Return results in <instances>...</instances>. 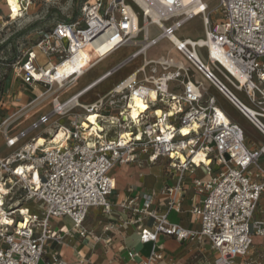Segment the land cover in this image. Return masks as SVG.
<instances>
[{
    "label": "built area",
    "instance_id": "built-area-1",
    "mask_svg": "<svg viewBox=\"0 0 264 264\" xmlns=\"http://www.w3.org/2000/svg\"><path fill=\"white\" fill-rule=\"evenodd\" d=\"M32 1L20 0L14 21L27 15ZM138 14L141 25L133 33ZM9 16L8 11L0 16V31L3 22L12 21ZM195 16L204 38L177 40L174 33ZM149 26L160 31L157 37H148ZM162 40L264 138V0H219L211 12L204 0H83L74 19L55 22L12 62L0 58V264H40L47 243H60L67 233L52 228L54 219L68 218L80 238L99 241L83 223L90 209H98L107 220L102 233L114 227L112 170L157 163L163 187L120 204L128 215L125 222L136 225L139 244L148 247L146 254L126 249L124 264H160L166 255L164 238L200 248L207 244L215 252L213 264H264L254 255L256 248L264 250L259 208L264 144L248 147L240 126L207 96L202 82L190 77L182 61L169 55L147 58ZM107 44L110 49L99 55L100 61L123 48L135 50L61 101L91 65L83 51ZM198 48L207 50L206 64ZM39 55L46 59L42 65ZM138 59L140 64L103 94L79 103ZM65 64L81 67L80 72L59 70ZM227 85L242 93L249 106ZM23 90L33 96L25 103ZM135 96L144 110L133 104ZM130 110L136 111L135 118ZM90 116H96L94 123ZM23 119V127L10 135L9 129ZM60 131L61 141L52 144ZM155 194L167 200L163 213L153 208ZM186 194H191L189 213L197 229L170 220L171 212L181 213ZM102 241L110 243L109 238ZM49 264L66 263L53 255Z\"/></svg>",
    "mask_w": 264,
    "mask_h": 264
},
{
    "label": "rangeland",
    "instance_id": "rangeland-1",
    "mask_svg": "<svg viewBox=\"0 0 264 264\" xmlns=\"http://www.w3.org/2000/svg\"><path fill=\"white\" fill-rule=\"evenodd\" d=\"M81 1L83 0H33L32 4L28 8L26 16L15 21L12 20L11 22H3L4 25L2 26H4V28L0 31V58L2 59V62L10 63L15 60L20 50L24 47L33 45L39 38L40 34L46 32L55 22L66 18L74 19L78 14V8ZM204 3L207 5L208 11L211 12L218 7L219 0H204ZM7 11L8 10L5 6L4 0H0V16L4 17ZM214 18L218 19L219 15H215ZM137 19H139V24L141 25V17L139 14ZM169 24H171V22L165 25ZM159 33L160 31L155 26L148 27V37L150 39L157 37ZM174 36L179 41L185 39H189L191 41L202 40L204 38V30L201 19L199 17L193 18L179 31L175 32ZM140 39L141 37L139 36L138 40ZM134 50L135 48L120 49L106 58L105 61H101L102 63L100 65L95 67L93 66L94 68L91 67L85 73L86 75L80 78L81 80H79L75 87L61 95L60 100L62 101L68 98L91 79L99 76L112 68L118 62L124 60ZM196 54L203 64L207 63L206 49L198 48L196 49ZM167 55L176 61L180 60L183 62L184 66L189 69L190 77L202 82L203 86L207 90V96H213L215 98L217 106L230 120L240 126L246 138L258 145H262L264 143V138L258 133V131L243 116H241L236 109L228 103L225 98H223V96H221L193 67H191L185 59L174 51L168 41H160L156 46L152 47L147 52L148 59H157L161 56L165 57ZM38 62L42 65L46 62V59L39 55ZM139 64L140 59L134 61L132 64L121 70L117 75L110 78V80H107L104 85L109 88L110 84L115 79L124 77ZM104 85L98 87L94 90V92L80 99L79 103L87 104L92 102L97 97V94H103L105 92ZM227 87L244 105L249 106L242 93L234 91L228 85ZM32 97V94L23 90L22 103L27 102ZM24 123L25 119L20 120L15 126L9 129V134H16L17 131L23 127ZM261 123L264 125V120H261ZM108 136L109 138H114L112 130L109 131ZM154 171V169H150V171L147 169L143 170V175H145L147 181H151V179L155 177ZM122 172L123 170L120 167L117 170V174L121 175ZM31 206L32 204H29V207ZM163 247L165 251L170 254L169 259L164 264H213V259L215 258V252L211 250L209 246H204V251L199 252L197 250L199 246L195 249L190 245H179L174 240L169 239L164 242Z\"/></svg>",
    "mask_w": 264,
    "mask_h": 264
},
{
    "label": "crops",
    "instance_id": "crops-1",
    "mask_svg": "<svg viewBox=\"0 0 264 264\" xmlns=\"http://www.w3.org/2000/svg\"><path fill=\"white\" fill-rule=\"evenodd\" d=\"M101 63L102 62L95 66H98ZM246 144L250 149L261 146L251 142L248 138H246ZM261 162L264 164V157L262 158ZM120 167L122 168L123 172L121 175H118L117 170ZM145 169L149 171L150 169L155 170V177L152 178L153 180L151 179V181H147V178L145 175H143V170ZM111 174L115 181V189L113 194L110 196V201L114 206L110 218L111 222L114 224V227L108 232L102 233V228L107 223V220L102 217L101 212L98 209L89 210L88 215L84 220L83 227L86 229V231L93 232V236L100 237L101 239L99 241L89 236L80 238L77 235L76 230H73L72 223L68 218L64 217L52 220V228L57 230L64 229V231H67V233L63 235L62 241L60 243H47L40 264H49L53 255H57V257L66 264H124L126 260V249L139 250L142 254L147 253L148 247L141 246L138 242V231L136 225L130 222H125V220H128V215L121 212L120 204L126 200L138 197L141 195V193L158 192L164 185L162 166L159 163L151 167H147L146 165L142 167L135 165H123L114 168ZM190 197L191 194H186L184 200L182 201L181 213L171 212L170 220L185 229H197V225L193 222V218L189 213L191 205ZM155 199L156 205L153 208L160 213L165 212L167 200L160 194H155ZM263 204L264 197L259 206V208L263 210L262 216H264ZM118 218L124 222H119L117 220ZM143 223L145 225H150V223L146 221H143ZM107 238L110 239L109 244H105L102 241ZM167 240H169V238H164L163 241L165 242ZM259 242L260 241L258 239L255 240L256 244H259ZM206 245L207 244L204 246L207 247L208 245ZM190 246L196 249L198 245L192 243ZM197 250L201 252L204 251V248L202 249L199 246ZM169 255L170 254L166 252L165 259L160 264H164L169 259ZM254 255L264 260V250L256 248Z\"/></svg>",
    "mask_w": 264,
    "mask_h": 264
},
{
    "label": "bare ground",
    "instance_id": "bare-ground-1",
    "mask_svg": "<svg viewBox=\"0 0 264 264\" xmlns=\"http://www.w3.org/2000/svg\"><path fill=\"white\" fill-rule=\"evenodd\" d=\"M4 2H5V6H6L7 10H8V13L10 14V16L7 17L8 19L10 18L11 20H14L16 17L20 16L19 15L20 14V10H21L20 0H4ZM196 15H197V13H196ZM195 17H197V16H195ZM139 27H140L139 19H137V17H136V18H134V30H133V33L138 32L139 31ZM110 45L111 44H107L104 47H102L101 49H97V48H95L93 46L92 47L90 46V47H87L83 51V57L85 58L86 63H89V64L91 63V65L87 69V71L91 67H93L96 64L100 63L101 61H103V60L100 61L98 57H99L100 54H103V53L107 52L110 49ZM112 54H110V55H112ZM109 56H107V58ZM65 65H67V66H65ZM65 65H63L59 70H65L67 73H70L71 71H75V70H77L78 72H80L79 70H80L81 67H79V66L76 68V67H71L68 64H65ZM86 72L82 73V75L80 76V78L82 76H84ZM133 104L135 106H137L138 108H140V110H144L145 109V104L137 96H135L133 98ZM129 114L133 118L136 117V111L135 110H130ZM95 119H96V116H90L89 117V121H91L92 123L95 122ZM84 136L86 138H88L89 137V133H86ZM61 139H62V132L60 131L58 134H56V136L53 137V139H51L52 144H58L61 141ZM43 143H44V140L42 138H39L38 139V144H43Z\"/></svg>",
    "mask_w": 264,
    "mask_h": 264
},
{
    "label": "trees",
    "instance_id": "trees-1",
    "mask_svg": "<svg viewBox=\"0 0 264 264\" xmlns=\"http://www.w3.org/2000/svg\"><path fill=\"white\" fill-rule=\"evenodd\" d=\"M132 70H133V69H132ZM132 70H131V71H132ZM131 71H130V72H131ZM126 75H127V74H126ZM109 80H110V79H109ZM116 80H117V79H115L113 82H115ZM113 82H112V83H113ZM112 83H111V84H112ZM104 84H105V83H104ZM111 84H110V86H111ZM104 87L107 88L105 85H104Z\"/></svg>",
    "mask_w": 264,
    "mask_h": 264
}]
</instances>
